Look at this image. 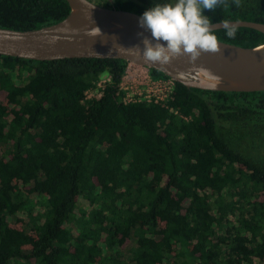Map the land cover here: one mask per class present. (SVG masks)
<instances>
[{
    "label": "trees",
    "instance_id": "obj_1",
    "mask_svg": "<svg viewBox=\"0 0 264 264\" xmlns=\"http://www.w3.org/2000/svg\"><path fill=\"white\" fill-rule=\"evenodd\" d=\"M91 1L141 15L162 2ZM69 11L67 0H0V27L35 29ZM205 14L264 23V0H219ZM235 29L213 32L264 44V33ZM127 66L0 55V264L264 262V90L174 82L164 103H124ZM104 73L101 95L86 99Z\"/></svg>",
    "mask_w": 264,
    "mask_h": 264
},
{
    "label": "water",
    "instance_id": "obj_2",
    "mask_svg": "<svg viewBox=\"0 0 264 264\" xmlns=\"http://www.w3.org/2000/svg\"><path fill=\"white\" fill-rule=\"evenodd\" d=\"M70 11L61 20L35 29L0 27V55L26 59L116 58L156 69L189 88L221 91L264 90V44L243 47L219 41L216 52H202L195 60L177 55L169 63L151 62L143 56L138 33L141 14L99 5L91 0H67ZM249 27L264 33V23L224 20L212 30ZM100 34H96V29ZM145 36L150 34L144 32Z\"/></svg>",
    "mask_w": 264,
    "mask_h": 264
},
{
    "label": "clouds",
    "instance_id": "obj_3",
    "mask_svg": "<svg viewBox=\"0 0 264 264\" xmlns=\"http://www.w3.org/2000/svg\"><path fill=\"white\" fill-rule=\"evenodd\" d=\"M219 0H162L139 17L143 32L138 33L143 43V56L151 62L167 64L177 55L197 59L202 52H216L219 42L206 11L212 12ZM225 35L233 38L236 29L225 23ZM96 34H100V29ZM144 32L149 33L145 36Z\"/></svg>",
    "mask_w": 264,
    "mask_h": 264
},
{
    "label": "built area",
    "instance_id": "obj_4",
    "mask_svg": "<svg viewBox=\"0 0 264 264\" xmlns=\"http://www.w3.org/2000/svg\"><path fill=\"white\" fill-rule=\"evenodd\" d=\"M110 80V76L101 75L93 88L85 92L86 99L99 97L105 82ZM120 88L124 92L121 100L124 103L146 101V102H166L170 97L174 81L171 78H154L149 68L141 65L128 63L125 73L120 83ZM171 111L176 112L173 108Z\"/></svg>",
    "mask_w": 264,
    "mask_h": 264
},
{
    "label": "rangeland",
    "instance_id": "obj_5",
    "mask_svg": "<svg viewBox=\"0 0 264 264\" xmlns=\"http://www.w3.org/2000/svg\"><path fill=\"white\" fill-rule=\"evenodd\" d=\"M102 75H106V73H104V74H102ZM3 149H4L3 146H0V155L3 153ZM37 197H38V195L32 194V195H31V202H36V201H37V203H38V202H43V201H41V200L39 199V197H38V198H37ZM36 205H37V206H40V205H38V204H36ZM79 206H80V207L87 208V206L84 205V204H82V203H80ZM71 225L73 226L74 223H71ZM133 247H134V241L132 240L126 248H124L123 250H121V252H122V256L120 257V259L123 260V261L129 262L130 257H131V249H132ZM259 264H264V262L259 263Z\"/></svg>",
    "mask_w": 264,
    "mask_h": 264
}]
</instances>
